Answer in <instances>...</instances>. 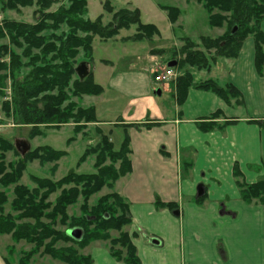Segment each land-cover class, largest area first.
<instances>
[{"label":"crops","instance_id":"1","mask_svg":"<svg viewBox=\"0 0 264 264\" xmlns=\"http://www.w3.org/2000/svg\"><path fill=\"white\" fill-rule=\"evenodd\" d=\"M258 27L264 33V20ZM217 29V37L222 36L224 29ZM262 50L264 54V45ZM154 58L149 56L142 65L148 75L136 72L127 83L126 94H138L131 97L136 109L121 122L103 118L108 122L100 120L98 125L111 140L119 130L130 139L131 169L114 188L128 205L127 231L140 264H264V204L246 203L238 183H244L242 179L254 183L263 174L258 168L264 164V64L258 75L253 37L242 42L235 58L219 59L208 71L195 70L193 84L180 101L175 81L153 82V72L170 63L152 62ZM107 69L95 82L104 91L99 97L105 98L96 105L98 120L110 114L100 109L112 97L107 89L126 90L118 72L111 71L108 77ZM206 80L231 85L240 102L236 98L226 102L197 87ZM168 92L169 105L160 106L150 98L151 93L160 99ZM199 187L204 193L198 202ZM169 203L173 210L157 207ZM104 256V264H120L107 252ZM0 264H7L1 256Z\"/></svg>","mask_w":264,"mask_h":264},{"label":"rangeland","instance_id":"2","mask_svg":"<svg viewBox=\"0 0 264 264\" xmlns=\"http://www.w3.org/2000/svg\"><path fill=\"white\" fill-rule=\"evenodd\" d=\"M256 2L257 5L259 4L261 8H264V4L262 5L260 0H256ZM67 5L68 0H60L49 9L39 11L40 8L35 5L33 7L10 9L9 6L4 7L0 1V28L5 35L0 39V46H4L7 51V54L0 59V106H2V108L0 107V139L5 144V148H0V195L4 200L3 204L0 205V218L9 217L17 226L26 225L32 227L35 221L22 217L21 211L13 208L12 203L15 200L14 191L16 187L21 186L32 191L37 189L33 178L46 179L51 181V183H57L65 180L69 173L74 175H94L103 168L112 167V169L118 170L120 161L112 164L111 160L99 148L106 133L99 129L98 125H100L103 118L112 119V122H121L129 112L136 109V106L131 105L135 102L131 97H136L138 94H126L128 84L131 82L129 78L136 72L139 74L143 72L148 75V72L146 73L143 70V63L146 59L148 60L149 56H156L157 58H154L152 62L157 61L163 65L173 60L179 62L180 66L175 68V73L177 74V72L182 73L185 71L183 62L187 53L192 56V53L195 52L204 57V59L207 58L208 64H212L215 60H219L218 57L221 55L220 47L225 44L229 13H219L225 18L222 27H220L224 29V34L222 37H217L219 29L209 26L208 14L196 0H87L85 19L95 20L100 15L102 16V26L112 25L114 14L119 10L130 12L137 10L142 24H151L157 27V32L151 36L147 35L149 33L148 28L142 30L139 28L138 30L137 26L134 25L128 29L121 30L117 35L105 41L98 37L93 39L92 62L89 61L88 63L91 67V72L92 69L96 70L94 74L92 72L94 82L101 81L99 80V72L105 70V66H107L108 77L111 71L118 72L123 78L122 85L126 90H121L117 87L107 89L112 97L108 103L101 104L100 109H108L110 114L105 113L102 118L99 116L98 120L95 109L96 105L99 106L101 101L105 99L99 97L104 91L95 95H76L74 83L78 81V78L74 73L69 85L60 93V105L57 108L60 113L67 112L70 119H67L63 124L51 122L53 121L51 120L50 124L18 125L15 121L16 105L13 98L18 88L22 90L29 73L36 64H31L29 57H21L22 49L10 43V39L4 30V22L9 21L33 26L40 18H43L44 14ZM105 5L111 9V13L104 10ZM166 8L179 10V16L173 24L168 19ZM216 13L217 11H213V14ZM254 22H249L244 28L256 27ZM62 30H65V28ZM200 37H206L203 39L217 37L218 39L215 41L210 39L212 41L207 42ZM262 45H264V42ZM206 46L215 48H207ZM224 46L226 47V45ZM10 53L19 56L21 65L20 68L15 69L14 73L10 72ZM38 54L39 51L34 50L31 52V57ZM217 55L219 56L217 57ZM50 57L51 55L48 56V59ZM86 60L87 58L83 51L78 49V54L73 59V66L76 67ZM104 62H108V64ZM51 63L58 64L56 61ZM186 68L192 75L195 70L201 68V65L197 64L196 67ZM184 81L186 83L189 80L184 79ZM104 84H106V80ZM45 95L56 97L58 96V91L46 92ZM150 98L155 104L160 106L169 105L172 102L170 92L163 94L160 99H158L156 93H151ZM38 106L41 107V103H38ZM241 107L245 108L246 105ZM89 109L94 111L92 121L85 122L83 114ZM94 119H96L95 122ZM120 137L123 138L119 130L117 133L112 134L113 140L110 137L108 138L113 152L118 149ZM15 141H24L29 144L30 150L27 154V159L22 158L16 151L14 147ZM8 147L9 149H6ZM44 149L62 151L63 155L55 161L48 162V152ZM127 159H129V155ZM262 166L263 170L258 168V171H263V174L257 178L256 182L264 179V164ZM17 169L21 173L20 178L17 182L12 183L15 180ZM242 181L244 183L239 181V185L250 186L256 183H247L243 179ZM115 183L112 184L111 188L103 187L100 191L85 198L84 195L89 191V188L86 189L87 185L84 182H64L58 189L47 196L44 203L49 207L43 211V216L38 219L39 222L47 224L51 230L59 234H64L66 230L75 226H84L89 236L80 246L71 241L59 240L53 244L52 248L54 250H71L75 258L82 257V260L86 259L84 264H94V262L95 264H104L103 261L106 260L104 252H107L113 261L117 262L113 258V254L120 252L121 261L117 263L124 264L123 260L126 257L127 248L119 242L123 240L126 243L125 235L131 240L132 236L127 231L131 221L119 231L113 229L105 230L100 223L84 224V218L86 216L91 217L92 211L98 205L102 208H109L113 205L112 199L105 202L100 200L117 193L114 188ZM91 186H93V183L90 184ZM71 190H76L78 195L73 204L65 206L64 214L66 218L63 219L61 215L54 216L53 220L47 218V214L49 216L52 214L57 199ZM44 192V189L39 190L37 201ZM40 212L42 214V211ZM108 214L111 215V213ZM111 224V221H109L106 225ZM94 235L98 237L106 236V239L93 240L91 237ZM49 242L50 239L45 240L44 245ZM44 245L37 247L34 243L14 240L12 234H0V256L7 264H19L20 260L24 258L27 259L28 264H64L60 260L54 259L51 255L44 253ZM91 251H94V253L91 254Z\"/></svg>","mask_w":264,"mask_h":264},{"label":"trees","instance_id":"3","mask_svg":"<svg viewBox=\"0 0 264 264\" xmlns=\"http://www.w3.org/2000/svg\"><path fill=\"white\" fill-rule=\"evenodd\" d=\"M4 7L9 6L10 9H16L18 7H33L34 5L40 8L39 11L49 9L54 3H58L60 0H0ZM205 9L208 14V24L214 28L222 27V23L225 18L219 13H229L227 33L225 36V44L221 48V55H217L219 59H233L235 58L242 46V42L248 37L252 36L255 41V68L258 75H262V69L264 64V56L262 52V44L264 42V33L260 31L259 24L264 20V8L257 5L256 0H196ZM262 5L264 0H260ZM87 0H68L67 6H61L53 12H49L43 15L36 24L33 26L18 24L15 22H4V30L10 39V43L21 50V57H29L31 64L36 66L29 73L22 90L18 88L16 95L14 96L15 103V121L18 125H38V124H50L49 122L65 123L69 118L67 112H59L57 109L60 105L59 96L63 89L71 82L72 75H74L75 67L73 66V59L78 54V49L83 51L87 58L84 63L89 65V61L92 62V43L95 37L105 41L117 35L121 30L128 29L130 26H137L142 29H149L148 36L154 35L157 32V27L151 24H142L140 22L139 13L135 11L119 10L114 14V22L107 27L101 25L102 16H98L95 20L85 19ZM104 10L111 13V9L108 6H104ZM168 13V19L173 24L179 16V10L176 8H166ZM213 11H217L213 14ZM255 21L256 27L244 28L246 25ZM65 28V30H62ZM60 32V33H59ZM4 33L0 28V39L4 37ZM222 37V36H221ZM201 39L206 37H200ZM199 38V40H201ZM189 39V38H188ZM203 39L207 42L216 40ZM191 40V39H190ZM188 42V40H187ZM222 45V44H221ZM207 48H215L213 46H206ZM37 50L39 54L31 57V52ZM7 54L4 46H0V59ZM185 54V53H184ZM51 57L48 59V56ZM187 53L184 60V70L176 80V90H178L181 96L179 101L185 97L186 90L193 84V77L186 67H196L197 64L201 65V68L197 70H209L213 64L207 63V58L201 57L197 53H192V56ZM56 61L58 64H52ZM197 63V64H196ZM179 62H176L175 67H179ZM19 56L14 53H10V72L14 73L15 69L20 68ZM1 69V67H0ZM184 79L189 80L188 82ZM198 88L210 90L215 93L219 98L229 102L230 99L236 98L240 102V94L231 85L219 86L214 80H206L197 85ZM75 94H91L95 95L102 92V87L96 84L93 80L91 70L88 71L87 77L83 80H79L74 83ZM58 91V96L45 95L46 92ZM61 91V92H59ZM182 91V94H181ZM63 96V94H62ZM41 103V107L38 106ZM2 108V106H0ZM5 109V106L3 105ZM41 108V109H39ZM7 109V107H6ZM94 111L92 109L86 110L83 114L85 122L92 121ZM213 114V116H216ZM96 119H94L95 122ZM108 134L103 136L100 143V150L106 154L107 158L111 160L112 164H116L120 161L118 170L115 168H103L98 170L94 175H74L69 173L63 181L57 183H51L46 179L33 178L36 190L29 191L28 189L18 186L15 188V200L12 206L15 210L21 211L22 217L34 220V225H15L9 217L0 218V234H12L14 240H24L27 243L35 244L37 247L44 245V241L50 239V242L44 245V253L51 255L54 259H58L64 264H84L86 259L75 258L74 253L71 250H54L53 244L59 240L71 241L79 246L88 239L85 227L75 226L72 228H80L83 231V236L80 241H74L69 236L59 234L50 229V227L42 222H39L43 216V211L48 209V205L44 203L47 196L59 188L64 182H84L89 188V191L85 193L84 197L88 198L93 193L100 191L103 187L108 189L112 187L117 180L124 177L130 172V160L127 159L129 155V143L130 139L127 134H124L121 143L113 152L108 142ZM5 148V144L0 139V148ZM6 149H9L6 148ZM46 150L47 160L55 161L63 155L62 151ZM28 153L22 158L27 159ZM46 160V161H47ZM21 173L19 169L15 173V180L12 183L17 182ZM236 177H239L240 173L236 171L234 173ZM110 181V184H109ZM11 183V184H12ZM93 186L90 187V184ZM242 199L249 203L253 200L264 204V179L257 181L256 183L246 186L244 184L239 185ZM44 189L45 192L39 196V190ZM77 191L71 190L63 194L57 199L52 214L46 215L47 218L53 220L54 216L61 215L63 219L66 218L64 214V208L66 205L73 204ZM112 199L113 205L111 207L102 208L98 205L92 211L91 217L84 218V224L100 223L103 225V229H113L119 231L124 225L130 223L131 219L128 215V206L124 199L117 193L106 196L100 201L105 202ZM202 197L197 201H201ZM4 200L0 195V205ZM157 207H168L173 210L174 205L169 204H157ZM42 211V214L41 212ZM108 213H111L109 215ZM111 221V225H106ZM71 229V228H70ZM126 243L121 240L119 243L127 248L126 257L123 260L124 264H140V261L136 255V249L133 246L131 240L125 235ZM91 239H106V236L98 237L94 235ZM89 241V240H88ZM83 242V243H82ZM118 243V242H117ZM113 258L117 262H120V252L113 254ZM19 264H28L27 259H21Z\"/></svg>","mask_w":264,"mask_h":264},{"label":"water","instance_id":"4","mask_svg":"<svg viewBox=\"0 0 264 264\" xmlns=\"http://www.w3.org/2000/svg\"><path fill=\"white\" fill-rule=\"evenodd\" d=\"M175 65L174 62L169 63L168 66H173ZM75 74L77 75V77L81 80H83L85 77H87L88 75V69L85 63H80L76 68H75ZM14 146L16 148V150L18 151V153H20V155L22 157H24L26 155L27 152H29L30 150V146L28 143L24 142V141H15ZM204 191L202 187H199L197 189V197H201L203 195ZM176 216H178V213H175ZM66 235L69 236L72 240L74 241H80L82 239L83 236V231L80 228H72V229H68L66 231Z\"/></svg>","mask_w":264,"mask_h":264},{"label":"built area","instance_id":"5","mask_svg":"<svg viewBox=\"0 0 264 264\" xmlns=\"http://www.w3.org/2000/svg\"><path fill=\"white\" fill-rule=\"evenodd\" d=\"M173 77L174 74L171 69H164L154 77V82L165 84L170 82V80H172Z\"/></svg>","mask_w":264,"mask_h":264}]
</instances>
